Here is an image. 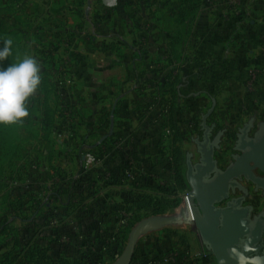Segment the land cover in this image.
I'll return each instance as SVG.
<instances>
[{
    "label": "crops",
    "instance_id": "crops-1",
    "mask_svg": "<svg viewBox=\"0 0 264 264\" xmlns=\"http://www.w3.org/2000/svg\"><path fill=\"white\" fill-rule=\"evenodd\" d=\"M4 2L6 22L21 32V43L50 49L40 63L41 86L28 102L30 115L13 142L15 155L7 167L13 174L0 178V195L9 193L15 202H23L18 209L29 218L13 215L5 228L9 235L12 222L30 233L50 227L43 248L59 241L75 249L50 248L53 260L63 257L75 264L93 248V241L79 236L74 224L64 232L77 245L58 235L56 216L64 214L62 207H68L70 221L95 218L91 237L102 229L118 253L125 249V233L136 218H142L138 224L182 218L191 191L184 133H195L199 123L204 140L209 131L214 161L222 172L239 157L234 154L230 161L222 147L233 137L231 128L248 120L245 129H255L250 137L259 134L261 141L264 136V0H202L196 17L186 21L181 0ZM20 18L24 21L17 26ZM214 62L226 63L231 73L213 99L205 90L210 85L206 69ZM222 120L231 122L228 131L218 126ZM245 129L238 136V151ZM175 149L190 186L184 190L176 182ZM81 151V173L65 177L55 169L74 164ZM242 180L257 186L264 197V188ZM241 181L237 190L245 193ZM240 197L245 199L246 193ZM157 199L167 210L149 216ZM247 207L264 216V211ZM176 211L180 215L169 216ZM48 218L51 225L44 227ZM34 219L41 221L37 227ZM134 256V264H212L214 257L192 222L145 233ZM106 258L118 260L104 250L99 264Z\"/></svg>",
    "mask_w": 264,
    "mask_h": 264
},
{
    "label": "water",
    "instance_id": "water-1",
    "mask_svg": "<svg viewBox=\"0 0 264 264\" xmlns=\"http://www.w3.org/2000/svg\"><path fill=\"white\" fill-rule=\"evenodd\" d=\"M247 132L241 138L240 150L244 153L236 159L235 164L217 177L207 182L217 167L214 161V146L211 144L209 131L205 135L204 143L200 144L203 165L195 168L189 165L188 181L191 191L187 195V213L182 218H158L138 224L130 232L128 243L115 264H131L139 239L147 232L163 225H176L192 222L199 230L204 241L210 246L216 264H264V255L250 257L252 251L248 248L261 241L262 223L251 230L249 224V209L232 212L218 209L216 204L229 197L230 188L238 187L239 180L245 177L260 187L264 183L255 177L254 170L264 172V136L261 137L262 146L254 140L247 141ZM197 204L200 211L195 216L190 209ZM254 237L257 240L250 242ZM241 240L243 241L240 247ZM256 252V251H255Z\"/></svg>",
    "mask_w": 264,
    "mask_h": 264
},
{
    "label": "rangeland",
    "instance_id": "rangeland-1",
    "mask_svg": "<svg viewBox=\"0 0 264 264\" xmlns=\"http://www.w3.org/2000/svg\"><path fill=\"white\" fill-rule=\"evenodd\" d=\"M5 1V0H4ZM2 2L1 6H0V47H3V42L6 39H11L13 41V44L11 46V54L9 55V57L4 60L3 62H0V67H8L10 64H14V63H19L25 56H33L36 59L39 60L40 63H44V58L47 57V54L49 52L50 49L46 48L43 49V47H28L26 44L21 43V32H19L18 30L13 31L11 25H9L6 20L7 17H5V14L7 13V9L5 8V2ZM22 21H24V18H20V24H18L17 26H21L22 25ZM16 26V25H15ZM24 27V24H23ZM47 63V61H45ZM221 124H218V126L221 128H225L230 129L231 127V122L229 121H225L222 120L220 122ZM248 120L244 121V122H239L237 127H233L231 128L233 137H231V139H225V144L222 145V147H224L225 153L227 155V157L229 158V160L231 161L232 158L234 159V154H237L236 156L239 155V151H238V136L241 134L242 130L246 128L247 124H248ZM258 121H255V124H258ZM213 124V123H210ZM200 128L197 129V131L195 133H184V142H183V147H184V151H185V156L187 157V160L189 162H191L192 164L198 163L201 159H202V155H201V151H200V147L199 145L204 143V130L202 127V124L199 123L198 125ZM229 127V128H228ZM251 131V136L254 135V130L252 127H250L249 129ZM19 134V131L15 133ZM160 137H158L159 139ZM164 138V137H163ZM229 138V137H228ZM161 142V141H160ZM162 143V142H161ZM222 144V142H221ZM221 147V148H222ZM159 148V147H158ZM167 151L165 150V153ZM223 151L222 149H219V154H221ZM81 155H83L82 151L80 153H76L75 157H73L75 159V163H71L68 164L65 168H62L61 165L63 164H59V166H56V170L59 169L62 175H65V177L67 176V173H71L72 175L75 174H79L82 171V168H80V166H78V162L79 160H81ZM163 157H167L168 153L163 154ZM166 155V156H165ZM96 159L97 161H101L102 157L100 156V154L96 155ZM61 158L66 159L67 156H62L61 154ZM9 164V163H8ZM58 165V164H57ZM71 165V166H70ZM75 165L77 167H75ZM8 165L6 167H4V163L1 164L0 163V178L4 179V177H9L11 176L13 173L11 167L7 168ZM58 167V168H57ZM73 167V168H72ZM7 168V169H6ZM15 168V165H14ZM70 168V169H67ZM226 168V167H225ZM224 166H222L221 170L225 169ZM6 169V170H5ZM11 169V170H10ZM64 177V179H65ZM241 184L244 185V188L246 189L245 193H246V198L244 201V205L246 206H251L253 208V210L255 212L258 211H264V197L262 195V191L259 190V188L253 184H250L244 180L241 181ZM81 187H78V190H81ZM16 194H20V190H18L17 192L15 191ZM14 193V195H15ZM240 190L234 191L232 193V197H240L242 196V194H245ZM23 202H15V200L12 198V195L7 193L5 195H0V225H4L6 222L9 221V218L13 217V215H18L23 219H28L29 214L25 215V211L23 212L22 209H18V208H22L23 206ZM62 207V206H60ZM82 207L84 208V206H78L77 208ZM68 208V207H67ZM67 208L62 207L61 208V213L64 214H60L59 217V221L57 222L58 225L60 226V229L62 232L67 230V227L70 225L75 226V228H77L76 232L78 233L79 236L85 237V236H91L93 234V232L91 231V225L94 222L93 218H89V220L87 219H82V220H74V222L69 219V216L67 215L68 211L65 210ZM76 208V207H74ZM76 208V209H77ZM75 209V210H76ZM258 209V210H257ZM73 210V209H70ZM178 210V209H177ZM19 211H22L19 213ZM176 213L170 214L169 216H175V215H180L178 214V211H176ZM10 213V214H9ZM70 213V212H69ZM51 218V217H49ZM49 218L44 222V227H48L50 226L51 222L49 220ZM72 219V218H71ZM90 224L87 226V224ZM8 224V223H7ZM70 224V225H69ZM10 225V224H9ZM12 225L14 227V230L9 233H6L5 235H2L3 238H0V254H4L8 251V249L11 248L12 244H14L15 239H24V237H26V235H31L30 230L29 229H24L23 228H19L17 224H15V222H12ZM7 225H5L6 227ZM31 229L33 227H30ZM50 228V227H48ZM43 230V237L40 238V241L43 242L44 237L45 240L46 238L50 237V231H48L47 229ZM1 229V228H0ZM46 231L48 233H46ZM65 234H67L66 232H64ZM9 244L8 247H4V245ZM73 249V247H71V250ZM75 250V249H73ZM124 251V250H123ZM123 253V252H122ZM118 260H114V259H104L102 260L101 264H115ZM212 264H216V260L214 259V257L212 258Z\"/></svg>",
    "mask_w": 264,
    "mask_h": 264
},
{
    "label": "trees",
    "instance_id": "trees-1",
    "mask_svg": "<svg viewBox=\"0 0 264 264\" xmlns=\"http://www.w3.org/2000/svg\"><path fill=\"white\" fill-rule=\"evenodd\" d=\"M183 4L186 5V15L183 16V21H186L188 19L192 20L196 17L197 12L200 10L202 0H181ZM231 71L229 70L226 63H212L207 69H206V79H208V83L210 85L207 86L205 92L211 97L215 98L221 91L222 83L227 77L230 75ZM215 84V87H213ZM182 96V95H181ZM173 119H172V123ZM21 124H14L9 126L0 125V163H4V167L10 163L12 158L15 155V150L13 147V142L17 138V135H15L16 132L19 131ZM173 126V125H171ZM174 127V126H173ZM210 135V134H209ZM178 139L177 136H175L174 140L176 141ZM173 158H174V171L176 176V182L178 186L181 189L189 188V184L186 182V179L184 177V171L182 169V161H181V154L178 149H175L173 151ZM1 183H0V189H1ZM156 208L154 210V213H152L149 216L153 215H160L164 214L167 210V206H165L163 203H161L158 199L156 201ZM56 217H60V215H57ZM148 217V216H147ZM95 220V218H94ZM142 221V218H136L135 221H133L127 231L125 238L126 240L129 239V235L131 230ZM41 221H37L34 219L32 221V225L34 227H37L40 225ZM96 222L100 223L99 219H96ZM5 225L1 226L0 229V236L6 234V228ZM43 230H40V227L33 229L31 231V235H26L24 239H15L13 248L8 251L7 253L0 254V264H69V260L67 258L61 257L58 260H53L49 255L48 252L50 248H53L55 250L70 252L71 247L69 245L60 243L59 241H56L58 244L54 247H51L49 245L48 248H43L41 246L40 238L43 237ZM46 233H48L46 231ZM59 236H64L65 238L70 239L71 241H75L74 244H78L79 241L75 240L71 235L65 234L64 232L60 231ZM86 239L93 241V248L89 249L85 255V258L83 261L75 262V264H99L101 260L102 252L108 251L112 254V256L115 257V259H118L121 253L117 252V248L113 247L111 244L107 242L105 239V234L102 229L97 228L95 235L91 238ZM84 238V237H82ZM114 252V253H113ZM135 262V256L132 260L131 264H134ZM147 263V262H146Z\"/></svg>",
    "mask_w": 264,
    "mask_h": 264
},
{
    "label": "clouds",
    "instance_id": "clouds-1",
    "mask_svg": "<svg viewBox=\"0 0 264 264\" xmlns=\"http://www.w3.org/2000/svg\"><path fill=\"white\" fill-rule=\"evenodd\" d=\"M13 41L6 39L0 47V62L11 54ZM42 83V67L38 59L25 56L19 63L0 67V125L23 123L29 117L28 102Z\"/></svg>",
    "mask_w": 264,
    "mask_h": 264
},
{
    "label": "flooded vegetation",
    "instance_id": "flooded-vegetation-1",
    "mask_svg": "<svg viewBox=\"0 0 264 264\" xmlns=\"http://www.w3.org/2000/svg\"><path fill=\"white\" fill-rule=\"evenodd\" d=\"M245 130L247 132L246 139H247L248 142L251 141V140H254L256 143H258V144H260L262 146V142L261 141H257V139H259V137H260L259 134L256 137L251 138L250 137V133H251L250 130L249 129H245ZM242 136H243V134H242ZM241 138H240V142H239V148H240V144H241ZM239 151H240V154H239V157H240L244 152L241 151L240 149H239ZM190 164H192V163H190ZM192 165L194 167V173H196L195 168L197 166H202L203 165V160L201 159L198 163H195V164H192ZM188 171H189V169H188ZM219 172H222V171L216 170V172L213 173V175L210 177V179L207 182L213 181L217 177ZM254 174H255L256 178L260 179L264 183V172H262V171H260L258 169H255L254 170ZM242 179H246L247 180V178H245V177H241L239 180H233V182L238 183L239 186L235 187V188H230L228 199L222 200L221 202L217 203L216 206H217L218 209L231 210L232 212L241 211L243 209H249V217H248V219L250 221L249 226H250L251 230L255 229L259 223H262L261 241L259 243H257V244H254V245L250 244V246L248 248L249 251H252V253L249 256L253 258V257L259 256V255L260 256L264 255V216H263V214L255 215L250 207L245 206L244 205V201H245L244 197H238V198L232 197V193L240 188V183L239 182ZM262 188H264V187H262ZM197 211H200V208H199V206L197 204H194V206L190 209V214L192 216H195ZM255 240H257L256 237H254L252 240H250V242L253 243V241H255ZM243 241H245V240H241V243L239 245L240 247H242Z\"/></svg>",
    "mask_w": 264,
    "mask_h": 264
},
{
    "label": "built area",
    "instance_id": "built-area-1",
    "mask_svg": "<svg viewBox=\"0 0 264 264\" xmlns=\"http://www.w3.org/2000/svg\"><path fill=\"white\" fill-rule=\"evenodd\" d=\"M254 79V77H252V80ZM213 87H215V84H214V86Z\"/></svg>",
    "mask_w": 264,
    "mask_h": 264
}]
</instances>
